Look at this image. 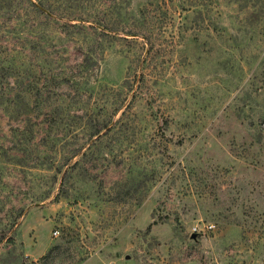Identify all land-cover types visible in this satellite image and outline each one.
I'll list each match as a JSON object with an SVG mask.
<instances>
[{"label":"rangeland","instance_id":"obj_1","mask_svg":"<svg viewBox=\"0 0 264 264\" xmlns=\"http://www.w3.org/2000/svg\"><path fill=\"white\" fill-rule=\"evenodd\" d=\"M109 262L264 264V0H0V264Z\"/></svg>","mask_w":264,"mask_h":264},{"label":"trees","instance_id":"obj_2","mask_svg":"<svg viewBox=\"0 0 264 264\" xmlns=\"http://www.w3.org/2000/svg\"><path fill=\"white\" fill-rule=\"evenodd\" d=\"M28 1V0H27ZM89 61V55H85L84 57H83V63H87ZM102 127L103 126H99V127H97L95 130H94V132H93V134H97V133H99V131L102 129Z\"/></svg>","mask_w":264,"mask_h":264},{"label":"built area","instance_id":"obj_3","mask_svg":"<svg viewBox=\"0 0 264 264\" xmlns=\"http://www.w3.org/2000/svg\"><path fill=\"white\" fill-rule=\"evenodd\" d=\"M56 232H57V231L55 230L54 233H56ZM108 264H112V263L109 262Z\"/></svg>","mask_w":264,"mask_h":264}]
</instances>
